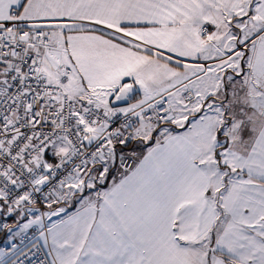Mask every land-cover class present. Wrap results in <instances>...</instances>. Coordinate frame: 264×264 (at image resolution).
Listing matches in <instances>:
<instances>
[{"label": "snow or ice", "instance_id": "1", "mask_svg": "<svg viewBox=\"0 0 264 264\" xmlns=\"http://www.w3.org/2000/svg\"><path fill=\"white\" fill-rule=\"evenodd\" d=\"M0 239L264 264V0H0Z\"/></svg>", "mask_w": 264, "mask_h": 264}, {"label": "crops", "instance_id": "2", "mask_svg": "<svg viewBox=\"0 0 264 264\" xmlns=\"http://www.w3.org/2000/svg\"><path fill=\"white\" fill-rule=\"evenodd\" d=\"M69 211L73 212V211H75V208H71V209H69ZM57 219H59V218H53L54 221L57 220Z\"/></svg>", "mask_w": 264, "mask_h": 264}, {"label": "built area", "instance_id": "3", "mask_svg": "<svg viewBox=\"0 0 264 264\" xmlns=\"http://www.w3.org/2000/svg\"><path fill=\"white\" fill-rule=\"evenodd\" d=\"M3 246H5V245L3 244V240L0 239V247H3Z\"/></svg>", "mask_w": 264, "mask_h": 264}]
</instances>
